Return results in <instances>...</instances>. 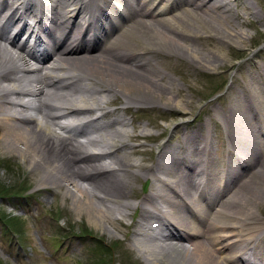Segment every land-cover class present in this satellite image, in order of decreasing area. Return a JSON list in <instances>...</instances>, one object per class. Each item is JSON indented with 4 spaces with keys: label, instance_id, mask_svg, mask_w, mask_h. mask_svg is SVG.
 Masks as SVG:
<instances>
[{
    "label": "bare ground",
    "instance_id": "1",
    "mask_svg": "<svg viewBox=\"0 0 264 264\" xmlns=\"http://www.w3.org/2000/svg\"><path fill=\"white\" fill-rule=\"evenodd\" d=\"M92 1L46 0L44 9L37 11L28 0H0V27L20 23L21 30L33 32L42 43L37 31L42 26L53 47L36 63L33 47L20 43L19 34L11 38L0 31L4 144L17 150L34 170L44 169L46 174L38 179L43 189L61 190L79 213H87L112 234L115 219L150 207L141 221L132 223L137 237L149 220H156L148 238L137 244L138 254L150 264H163L167 256L171 260L175 251L186 253L184 264H255L244 253L264 260V221L254 210L264 194V60L249 61L250 82L232 91L224 109L231 146L227 152L213 137L184 133L182 143L162 145L147 168L130 157L139 153L138 147L125 141L145 136L130 134V122L121 115L130 107L108 109L122 102L113 98L120 93L134 107L169 103L180 112L189 109L191 95L181 98L180 84L154 58L164 54L197 69L218 68L228 61L226 46L245 44L251 37L242 28L244 15L236 14L240 0H100L105 6L91 9ZM241 1L248 13L252 3ZM85 12L90 15L84 16ZM251 13L260 17L254 10ZM113 15L119 21H113ZM26 17H33V22ZM46 20L60 30L58 37ZM195 40H216L222 46L207 56ZM125 88L134 95L124 93ZM30 110L40 117L29 116ZM248 111H253L251 117ZM110 116L115 117L103 122ZM253 143H259L260 153L235 169L233 163L241 164ZM91 146L100 151L89 152ZM181 149L191 155L188 171L164 179L162 174L171 168L168 163L164 166L165 158L171 152L179 155ZM225 155L228 163L220 169L216 162ZM204 174L206 191L216 193L211 201L205 187L200 190L202 179H192ZM140 175L154 177L153 190L143 199L128 201L135 197L131 188ZM162 183L170 185L168 191Z\"/></svg>",
    "mask_w": 264,
    "mask_h": 264
},
{
    "label": "rangeland",
    "instance_id": "2",
    "mask_svg": "<svg viewBox=\"0 0 264 264\" xmlns=\"http://www.w3.org/2000/svg\"><path fill=\"white\" fill-rule=\"evenodd\" d=\"M238 2L236 14L244 15L247 21L242 28L251 37L245 44L226 46L228 61L218 68L197 69L182 58L164 54L154 58L159 68L180 84L181 98L191 95L192 104L182 112L169 103L141 104L125 111L130 134L145 133L142 137L125 138L131 147H138L139 153L130 154L132 159L149 168L156 161L161 146L169 142L182 143L184 133L203 138L211 134L216 143L228 148L224 131L228 120L224 109L232 100V91L250 82L249 61L264 60V0H250L252 9L248 13L243 10L244 3ZM252 10L260 17H255ZM239 20L244 22L242 17ZM194 42L207 56H213L222 46L216 40ZM123 91L134 95L133 90ZM113 98L124 99L121 93ZM163 100L167 102L165 97ZM2 132L0 130V264H150L129 242L135 230L132 223L138 222L142 209L131 211L127 218L115 219L112 234L94 223L87 213H79L73 200L64 197L61 190L43 189L38 179L46 174L41 172L44 169L34 170L17 150L7 148ZM88 149L91 153L98 151L92 146ZM220 161L223 160H218L217 164ZM152 182L149 175L147 178L138 176L131 188L135 197L127 200L143 199L153 190ZM259 198V208L254 210L264 221V194ZM179 253L175 251L171 260H167L168 256L164 258L163 264L186 263V253Z\"/></svg>",
    "mask_w": 264,
    "mask_h": 264
}]
</instances>
